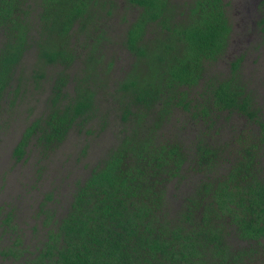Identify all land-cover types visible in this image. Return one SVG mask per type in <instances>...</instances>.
Listing matches in <instances>:
<instances>
[{"label":"trees","instance_id":"16d2710c","mask_svg":"<svg viewBox=\"0 0 264 264\" xmlns=\"http://www.w3.org/2000/svg\"><path fill=\"white\" fill-rule=\"evenodd\" d=\"M122 4L138 13L117 42L136 62L112 81L103 75L105 51L99 54L111 37L99 27L105 14L119 11L116 0H0V132L6 105L11 110L19 93L25 95L26 53L34 50L44 65L63 66L48 111L28 125L14 149L18 159L32 144L49 157L73 127L105 120L99 95L133 123V132L122 134L75 182L62 214L41 203L47 230L34 250L14 224L17 215H5L13 240L0 258L12 264H264V117L240 78L242 57L229 64L226 76L211 69L226 55L233 33L225 0ZM152 28L159 29L155 39L147 36ZM75 35L91 46L80 71H71L81 56L72 48ZM45 75L41 67L33 73L36 87ZM69 82H76L72 91L64 88ZM178 108L204 127L196 140L188 145L145 133L150 114L158 113V127ZM235 111L258 126L224 144L216 127ZM228 147L229 159L223 155ZM221 161L229 166L217 175ZM191 162L204 177L174 208L169 187L185 178Z\"/></svg>","mask_w":264,"mask_h":264},{"label":"rangeland","instance_id":"374dc122","mask_svg":"<svg viewBox=\"0 0 264 264\" xmlns=\"http://www.w3.org/2000/svg\"><path fill=\"white\" fill-rule=\"evenodd\" d=\"M116 1L119 11L115 10L109 17L105 14L103 23L99 27L101 32L105 30L106 35L111 37V40H106L102 44L103 50H100L99 54L105 51L103 75H107L112 81L132 71L136 62L125 46L117 41L126 38L127 29L136 19L138 12L132 8L125 9L123 0ZM225 2L233 33L226 55L221 61L212 65L211 69L217 75L226 76L230 73L229 64L231 65L236 58L242 57L240 78L255 109L259 110V115L263 118L264 0H225ZM154 30L152 28L148 32L149 38L155 39ZM85 39V36L73 37V42L77 45L74 47L73 43L72 48L75 52L78 50L81 56L71 71H80L82 67L80 62L88 56L91 46L84 43ZM25 61L26 75L29 77L25 78L21 88L25 95L20 98L19 93V98L11 110L8 107L10 104L6 105L4 114L6 123L0 132V249L9 246L13 240L10 227L6 229L8 227L3 222L5 215L11 211L17 215L14 224L17 225L19 233L23 234L27 247L31 250L38 247L40 240L37 239H42L47 230L39 213L41 203L46 202L51 208H59L58 214H62L68 205L75 182L85 178L105 159L107 152L118 143L122 134L133 132V123L127 122L116 107H111V100L104 101L99 95L100 106L106 105L102 107L105 110L104 114L107 115L105 120L98 116L86 122L84 129L79 126L73 127L66 141L54 153L49 154V157L32 144L25 157L18 159L14 155L16 145L22 139L28 125L48 111L54 97L57 74L63 71V66L59 64L44 65L43 59L39 58L34 50L26 53ZM39 67L46 74L40 80L42 87H36L37 78L34 79L33 76ZM144 71L145 68L142 72ZM74 83L76 85V82ZM74 83L69 82L64 87L65 90L73 89ZM12 94L7 98L10 103ZM157 114L152 113L146 119V134L154 133L161 139L171 137V140H179L184 144L187 141L189 145L197 139L199 128L204 129L201 124L196 125L192 122L189 113L179 108L175 109L170 119L158 123L159 126L156 127ZM226 115L228 119L219 120L220 123L216 127L217 130L220 127L219 137L224 144L231 143L240 132L249 133L252 128L257 129L258 125L255 121H251L237 111ZM212 130L211 133L215 131L214 128ZM231 153L232 150L228 147L223 155L229 159L228 155ZM194 166V162L188 163L183 171L185 178L182 177L178 184L172 183L169 187L168 195L174 208L182 207L194 186L204 177ZM228 166V162L221 161L216 174L220 175L221 170L224 172ZM233 240L235 242L236 237H233ZM0 264H12V262L11 259L0 258Z\"/></svg>","mask_w":264,"mask_h":264}]
</instances>
